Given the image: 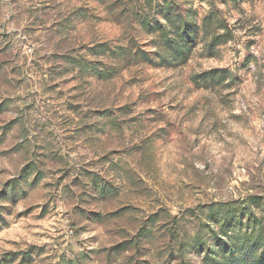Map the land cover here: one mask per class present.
<instances>
[{
  "label": "rangeland",
  "instance_id": "rangeland-1",
  "mask_svg": "<svg viewBox=\"0 0 264 264\" xmlns=\"http://www.w3.org/2000/svg\"><path fill=\"white\" fill-rule=\"evenodd\" d=\"M218 208L264 240V0H0V264H222Z\"/></svg>",
  "mask_w": 264,
  "mask_h": 264
},
{
  "label": "trees",
  "instance_id": "trees-1",
  "mask_svg": "<svg viewBox=\"0 0 264 264\" xmlns=\"http://www.w3.org/2000/svg\"><path fill=\"white\" fill-rule=\"evenodd\" d=\"M191 27H193V24L187 25L184 22L178 24L177 26V29L182 32V36L180 37L179 42H180V46H182L183 48H185L188 45L189 42L188 33L190 32ZM165 41H166V45L170 46L174 44V40L170 36H168L165 39ZM231 213L233 212L223 211L222 208H218V210L214 214V218L216 219V225H219L217 226L218 231H214L215 232L214 234L216 236V240H218L221 243V245H218L216 247L218 249V250L216 249V251L218 252H215L216 254L219 253L218 259L223 261L222 264H226V261H228V264H232L231 262L229 263V260L237 256H242L244 258L253 260L254 262L258 261L259 264H264V260L261 259L264 258V240L253 241L252 238L254 236L251 234H244L241 240H238L237 239L238 235L236 236L235 233L238 234L240 230L235 228V225L237 222H240V219L233 217ZM220 216L221 218H218ZM250 221L251 219L247 220L248 225H250L251 227H257V229L259 228L260 230L259 232L263 233L264 226L262 224H256L255 221H253L252 224H250ZM222 238H226V240H223ZM257 254H259L258 257L256 256ZM222 257L224 258L227 257V260L225 261L224 258L222 259ZM216 264H221V263L217 262Z\"/></svg>",
  "mask_w": 264,
  "mask_h": 264
},
{
  "label": "built area",
  "instance_id": "built-area-1",
  "mask_svg": "<svg viewBox=\"0 0 264 264\" xmlns=\"http://www.w3.org/2000/svg\"><path fill=\"white\" fill-rule=\"evenodd\" d=\"M28 51L30 52V49Z\"/></svg>",
  "mask_w": 264,
  "mask_h": 264
}]
</instances>
